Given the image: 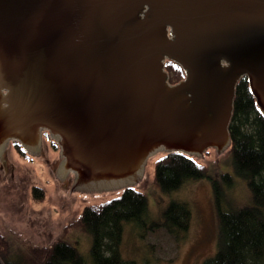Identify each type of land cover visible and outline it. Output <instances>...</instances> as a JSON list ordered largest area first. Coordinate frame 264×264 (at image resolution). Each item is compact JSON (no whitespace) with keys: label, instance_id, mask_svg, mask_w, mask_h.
Listing matches in <instances>:
<instances>
[{"label":"water","instance_id":"obj_1","mask_svg":"<svg viewBox=\"0 0 264 264\" xmlns=\"http://www.w3.org/2000/svg\"><path fill=\"white\" fill-rule=\"evenodd\" d=\"M244 76L264 113V0H0V180L22 171L7 144L44 154V131L72 191L134 186L156 151H221Z\"/></svg>","mask_w":264,"mask_h":264},{"label":"rangeland","instance_id":"obj_2","mask_svg":"<svg viewBox=\"0 0 264 264\" xmlns=\"http://www.w3.org/2000/svg\"><path fill=\"white\" fill-rule=\"evenodd\" d=\"M44 154L24 157L8 143L6 156L12 166L22 170L9 181L0 180V234L5 238L2 259L15 264H32L35 252L57 239L75 245L89 264L92 236L77 225L85 205L102 203L121 194V189L105 191H72L76 179L68 172L60 183L48 160L60 158L58 141L48 131L41 139ZM216 146V145H215ZM226 145L218 151L214 145L206 148L197 161L207 168L208 177L187 181L180 189L164 193L154 182L155 162L163 151H156L147 160L141 181L134 186L148 198L147 221H162V213L171 201L187 202L191 209L190 227L181 241H176L162 226L143 228L129 222L124 225L120 252L124 259L137 264H204L213 256L218 241L219 223L211 178L230 173L235 184L227 191L226 209L251 203L246 182L235 175L232 157ZM45 189L41 203L32 199V186ZM150 224V223H149ZM143 233V236L141 235Z\"/></svg>","mask_w":264,"mask_h":264},{"label":"trees","instance_id":"obj_3","mask_svg":"<svg viewBox=\"0 0 264 264\" xmlns=\"http://www.w3.org/2000/svg\"><path fill=\"white\" fill-rule=\"evenodd\" d=\"M169 83L185 78L184 68L173 60L165 65ZM229 153L235 175L246 182L251 203L226 209L227 191L235 184L230 173L211 178L219 223L217 248L204 264H264V113L259 108L247 76L236 85L233 112L228 125ZM16 151L27 157L23 147L12 142ZM208 177L206 166L195 156L162 152L155 162L154 182L164 193L180 189L187 181ZM32 199L45 200V189L32 186ZM147 195L129 186L121 194L102 203L85 205L77 225L92 236L91 257L95 264H137L124 259L120 252L124 225L132 222L143 231L162 226L176 241L184 239L191 221L187 202L171 201L162 213L161 223L147 221ZM150 223V224H149ZM143 236V233L141 234ZM5 238L0 234V264H15L2 259ZM32 264H89L72 243L57 239L35 252Z\"/></svg>","mask_w":264,"mask_h":264},{"label":"flooded vegetation","instance_id":"obj_4","mask_svg":"<svg viewBox=\"0 0 264 264\" xmlns=\"http://www.w3.org/2000/svg\"><path fill=\"white\" fill-rule=\"evenodd\" d=\"M43 134H44V132H43Z\"/></svg>","mask_w":264,"mask_h":264},{"label":"crops","instance_id":"obj_5","mask_svg":"<svg viewBox=\"0 0 264 264\" xmlns=\"http://www.w3.org/2000/svg\"><path fill=\"white\" fill-rule=\"evenodd\" d=\"M12 143V142H11Z\"/></svg>","mask_w":264,"mask_h":264}]
</instances>
